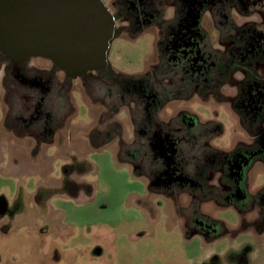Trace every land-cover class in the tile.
<instances>
[{"label":"rangeland","instance_id":"rangeland-1","mask_svg":"<svg viewBox=\"0 0 264 264\" xmlns=\"http://www.w3.org/2000/svg\"><path fill=\"white\" fill-rule=\"evenodd\" d=\"M228 15L238 27L263 20L234 10ZM123 33L110 40L106 55L116 75L84 85L78 78L63 87L54 103L56 132L40 139L0 135V264H264V223L256 227L260 215L224 205L215 176L200 202L184 196L198 195L191 190L160 192L143 175L149 171V151L138 133L146 117L142 90L154 73L156 42L147 29ZM215 47L225 50L221 43ZM34 63L53 66L44 58ZM163 73L155 78L159 87ZM19 95L15 90L10 97ZM216 104L214 129L222 124L223 133L214 134V148L227 151L244 138L235 118L229 122L222 116L227 105ZM193 108L213 116L203 106ZM158 114L167 120L162 106ZM208 128L197 129L212 144ZM192 152L195 158L198 149ZM249 181L253 195L264 186V172L252 170ZM184 212L211 214L217 235L190 234ZM214 237L222 254H214Z\"/></svg>","mask_w":264,"mask_h":264},{"label":"flooded vegetation","instance_id":"flooded-vegetation-1","mask_svg":"<svg viewBox=\"0 0 264 264\" xmlns=\"http://www.w3.org/2000/svg\"><path fill=\"white\" fill-rule=\"evenodd\" d=\"M102 3L114 20L113 37L126 31L139 33V29L154 34V73L148 74L151 81L142 90L146 117L138 132L146 139L149 151V171L143 175L150 186L160 192L191 190L198 195L184 196L202 202L215 176V187L222 190L224 205L236 206L245 215L255 210L264 219V186L253 195L248 192L250 172L255 169L264 172V0H107ZM232 10L245 18L259 14L263 20L259 18V23L254 20L238 27L228 15ZM219 16L222 20L217 22ZM220 43L225 45V50L215 47ZM34 58L40 57L16 64L0 52L2 136L40 139L47 132L53 133L58 130L54 127L53 113L57 108L54 103L66 84L80 78L84 85L100 76L116 75L107 64L103 70L72 77L54 65L39 67ZM160 70L164 71L162 87L155 81ZM112 80L123 84L114 77ZM15 90L21 98L10 97ZM214 103L218 108L227 105L228 112L223 109L222 116L229 122L231 117L235 118L244 138L236 146L232 147L231 143L227 151L214 148V134L219 137L223 133L220 122L214 129ZM194 104L203 106L213 116L199 114ZM161 106L167 120L159 118ZM202 118L204 122H200ZM215 118L218 120L217 114ZM176 121L180 123L178 129L171 127ZM207 126L208 135L213 136L212 144L197 129ZM197 149L194 158L192 151ZM135 169L141 168L136 165ZM211 189L214 191V186ZM182 218L190 234L200 233L208 238L214 234V227L219 226L207 213L184 212Z\"/></svg>","mask_w":264,"mask_h":264},{"label":"water","instance_id":"water-1","mask_svg":"<svg viewBox=\"0 0 264 264\" xmlns=\"http://www.w3.org/2000/svg\"><path fill=\"white\" fill-rule=\"evenodd\" d=\"M114 20L101 0H0V52L49 60L68 76L103 70Z\"/></svg>","mask_w":264,"mask_h":264},{"label":"crops","instance_id":"crops-1","mask_svg":"<svg viewBox=\"0 0 264 264\" xmlns=\"http://www.w3.org/2000/svg\"><path fill=\"white\" fill-rule=\"evenodd\" d=\"M256 217H257V216H256ZM256 217L253 216L254 219H255ZM259 218L263 219V217H261V216H259ZM262 223H263V222H262ZM262 223H257V224H256V227L258 226V224H262ZM261 226H262V225H261ZM257 228H258V227H257ZM218 229H220V228H218ZM214 233H215V235H217V233H216L215 231H214ZM215 238H216V237H214V245H215V246H214V254H215V253L222 254L223 251H222L220 248H218L219 245H216V244H215V241L217 240V239L215 240ZM219 250H220V251H219Z\"/></svg>","mask_w":264,"mask_h":264}]
</instances>
